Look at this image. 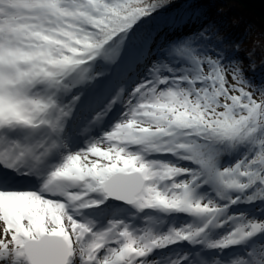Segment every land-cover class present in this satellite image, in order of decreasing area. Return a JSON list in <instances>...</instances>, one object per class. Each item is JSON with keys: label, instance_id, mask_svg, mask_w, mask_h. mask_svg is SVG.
Wrapping results in <instances>:
<instances>
[{"label": "snow or ice", "instance_id": "obj_1", "mask_svg": "<svg viewBox=\"0 0 264 264\" xmlns=\"http://www.w3.org/2000/svg\"><path fill=\"white\" fill-rule=\"evenodd\" d=\"M175 3L0 0V264H264V84Z\"/></svg>", "mask_w": 264, "mask_h": 264}, {"label": "trees", "instance_id": "obj_2", "mask_svg": "<svg viewBox=\"0 0 264 264\" xmlns=\"http://www.w3.org/2000/svg\"><path fill=\"white\" fill-rule=\"evenodd\" d=\"M185 5L196 10L199 18L180 34L214 25V30H211L213 39L207 43L215 45L216 37H222L226 60L239 59L245 76L257 86L264 84V23L235 0H176L174 4L175 7ZM236 44L240 46L238 51L234 48ZM252 64L254 69L250 67ZM254 97L260 99L259 90L255 91Z\"/></svg>", "mask_w": 264, "mask_h": 264}, {"label": "water", "instance_id": "obj_3", "mask_svg": "<svg viewBox=\"0 0 264 264\" xmlns=\"http://www.w3.org/2000/svg\"><path fill=\"white\" fill-rule=\"evenodd\" d=\"M245 9L252 10L264 22V0H236Z\"/></svg>", "mask_w": 264, "mask_h": 264}, {"label": "bare ground", "instance_id": "obj_4", "mask_svg": "<svg viewBox=\"0 0 264 264\" xmlns=\"http://www.w3.org/2000/svg\"><path fill=\"white\" fill-rule=\"evenodd\" d=\"M236 1V0H235ZM237 2V1H236ZM238 3V2H237ZM239 4V3H238ZM240 5V4H239ZM244 8V7H243ZM245 9V8H244ZM245 10H247V9H245ZM248 11V10H247ZM250 12H252L254 15H255V13L252 11V10H249ZM258 18H259V16H258ZM260 19V18H259ZM261 20V19H260ZM262 21V20H261ZM263 22V21H262ZM264 23V22H263Z\"/></svg>", "mask_w": 264, "mask_h": 264}, {"label": "rangeland", "instance_id": "obj_5", "mask_svg": "<svg viewBox=\"0 0 264 264\" xmlns=\"http://www.w3.org/2000/svg\"><path fill=\"white\" fill-rule=\"evenodd\" d=\"M246 75H249V74H246ZM250 76V75H249ZM248 77V76H247ZM230 78V77H229ZM250 80H252V79H250ZM256 96V95H255ZM0 227H2V226H0Z\"/></svg>", "mask_w": 264, "mask_h": 264}]
</instances>
